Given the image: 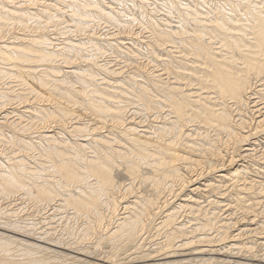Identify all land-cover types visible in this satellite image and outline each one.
Instances as JSON below:
<instances>
[{
    "label": "bare ground",
    "instance_id": "obj_1",
    "mask_svg": "<svg viewBox=\"0 0 264 264\" xmlns=\"http://www.w3.org/2000/svg\"><path fill=\"white\" fill-rule=\"evenodd\" d=\"M103 24L113 31L97 34ZM2 31L12 39L0 41V200L42 215L0 208V264H248L229 257L264 254V218L241 228L219 215L264 213V179L257 192L244 179L264 161L251 142L264 132V0H0ZM106 52L130 71L101 62ZM55 212L84 221L75 240L55 236ZM150 229L161 238L146 248ZM251 233L255 247L240 241ZM102 245L112 248L98 254Z\"/></svg>",
    "mask_w": 264,
    "mask_h": 264
},
{
    "label": "rangeland",
    "instance_id": "obj_2",
    "mask_svg": "<svg viewBox=\"0 0 264 264\" xmlns=\"http://www.w3.org/2000/svg\"><path fill=\"white\" fill-rule=\"evenodd\" d=\"M150 2H151V0H149ZM152 7H153V5H152ZM150 8H151V5H150ZM152 9V8H151ZM155 10V9H154ZM157 10V11H156ZM156 13L154 12V14H156V17H159V15L161 16V12H159L158 11V9L156 8ZM135 12H137V13H135ZM130 14H131V16H137L138 14H139V12L136 10V9H131L130 10V12H129ZM134 13V14H133ZM131 28L133 29L132 31L136 34V35H138V37H140V38H144L143 36H145L146 34L143 32V30L141 29V27L138 25V24H132L131 23ZM108 27V28H107ZM105 26L104 24H103V26H101L100 28H101V30H100V28L98 29V31H97V34L100 32V33H104V31H105V33H109V32H111V31H113V30H111L112 28L111 27H109V26ZM137 28V29H136ZM138 28H139V30L141 31V32H139V30H138ZM106 29V30H105ZM103 30V31H102ZM109 30V31H108ZM11 32V34H13V33H15V32H17L18 30H16L15 28L14 29H12V30H10ZM12 31H14V32H12ZM138 31V32H137ZM137 32V33H136ZM99 33V34H100ZM0 41H2V42H9V40H11L12 38H8V37H10V36H8V35H11V34H8V32H0ZM7 37H6V36ZM6 37V38H5ZM4 38V39H3ZM8 38V39H7ZM120 38H122V37H120ZM2 39V40H1ZM6 39V41H4ZM123 40V39H122ZM124 42H126L127 40H123ZM107 53V55L105 54L103 57H100V58H102V59H100L101 60V62H107V61H109L111 64H115L117 67L119 66V67H122V70H123V72L125 71V72H129L130 71V68H131V65L129 66H127L126 64H127V62H125L124 60V58L122 59L121 57H114V56H116V55H113L114 53H109V52H106ZM142 57V56H141ZM139 58V62H141L142 64H145L146 66H147V68H149V69H153V67L154 68H157V66H156V64L154 65V63L152 62V63H147V62H149V59H147L146 58V55H143V57L142 58ZM145 58V59H144ZM117 59V60H116ZM144 60V61H143ZM122 61H124V62H122ZM120 62H121V64H120ZM130 61H128V63H129ZM119 63V64H118ZM134 63V62H133ZM152 65V66H151ZM116 66H114V67H116ZM124 66V67H123ZM125 66H126V68H125ZM156 66V67H155ZM130 67V68H129ZM29 97H31V95H29ZM32 99L30 98L28 101H26V102H24V103H13L12 105H13V107H15V106H18V107H20V106H22V105H27L28 103H30L29 101H31ZM28 102V103H27ZM11 105V106H12ZM132 107V106H131ZM130 114H131V112H130ZM11 115V114H10ZM13 115V114H12ZM128 115H129V113H128ZM134 116H138L137 118H136V120L138 121V120H141L142 122H144V120L146 121V117H144V116H146V114L145 115H141L140 116V114H138V115H134ZM144 118H143V117ZM141 117V118H140ZM25 118V119H24ZM139 118V119H138ZM27 117H23L22 118V122H24V124H28L29 123V121H30V119H27V120H29L28 122H26L27 120ZM84 119H86V117H84ZM144 119V120H143ZM24 120V121H23ZM33 120V119H32ZM38 122V121H37ZM23 124V123H22ZM144 124V123H143ZM32 128V127H31ZM261 133L262 134H260V132H258L257 134L258 135H254V137L251 139V142L253 143V142H255V144H253V148H254V150H255V154H256V156L258 155V153L261 155L262 153V151L264 152V132H262L261 131ZM258 138V139H257ZM254 139V140H253ZM253 140V141H252ZM263 142V143H262ZM0 143H2V142H0ZM258 143V144H257ZM256 145V146H255ZM3 144H1L0 145V152H3V153H7L8 151H9V149H8V151H7V147L6 146H4ZM260 146V147H259ZM263 147V148H262ZM256 148V149H255ZM2 149V150H1ZM3 149H5V150H3ZM15 149H17V148H15ZM15 149H13V151H17V150H15ZM12 151V150H11ZM9 153V152H8ZM227 155V153L225 152V150H223L222 151V155H224V157L226 158V155ZM264 154V153H263ZM260 155H258L259 157H260ZM257 156V157H258ZM207 160V161H206ZM205 161H206V164L208 165V166H212L213 164H214V160L213 159H211V157H209V158H207ZM213 161V162H212ZM262 163L261 164H259L258 166H250V168H247V173H245V181H247L248 183L249 182H251L252 183V186H251V191L250 192H257L258 190H261V187H262V182H263V179H264V161H262V160H260ZM238 163V162H237ZM240 163H242V165H247L245 162H241V161H239V164ZM212 164V165H211ZM248 164H250V163H248ZM234 167H235V169H234ZM258 167V169H256ZM229 168H232V169H229ZM236 168H237V166H229V167H227V169H228V173L229 174H234V172H236L235 170H236ZM240 168H241V166H240ZM234 169V170H233ZM183 170V171H182ZM182 170H181V172L184 174V176H189V175H191V173H190V169H184V167L182 168ZM187 172H185V171ZM188 170V171H187ZM233 170V171H232ZM185 172V173H184ZM237 172H242L241 170L240 171H237ZM237 172L235 173V175L236 176H238L237 175ZM251 172V173H250ZM263 172V173H262ZM188 173H190L189 175H188ZM242 173H244V172H242ZM121 175V174H120ZM247 175V176H246ZM213 177V174H208V176L206 177V178H203V180L201 179L200 181H199V183H203L204 182V179H212V177ZM210 177V178H209ZM231 178V177H230ZM234 180H238L237 181V183H235L236 184V186L237 187H235V186H232L233 184V181H226L224 184L226 185L225 187H226V191H227V193L229 194V193H231V192H233L234 191V189L235 188H238L244 181H243V179H239V178H237V179H234ZM250 180V181H249ZM228 183V184H227ZM230 184V185H229ZM232 184V185H231ZM229 185V186H228ZM248 186V185H247ZM232 187L234 188V189H232ZM231 191V192H230ZM264 192V191H263ZM226 193V194H227ZM264 194V193H263ZM218 195V194H217ZM217 195H213V196H210V199H213V198H215ZM250 195H252V194H249V196ZM264 196V195H263ZM13 198V200L11 199V201L10 202H6V201H8V200H0V208L3 206V207H6V203L8 204V203H10V205H8L6 208L8 209V210H10V211H15L16 212V208L17 207H19V205H20V207H19V209L17 210V212L18 213H16V214H19L18 216H20L21 218H25V216L26 217H28L29 219L30 218H33V219H37V220H39V217H40V215H42V213H35V211H33L34 210V207L32 206V204H31V202H28V201H24V200H20V199H17V197H12ZM244 198H246V199H244V201H243V203H247V202H250L251 201V198L249 197V198H247V196L246 197H244ZM215 199H217V200H219V201H221L220 203L221 204H223V203H226L227 204V202L228 201H224L223 200V198H220V197H217V198H215ZM17 200H18V202H17ZM223 200V201H222ZM226 200H227V197H226ZM13 201V202H12ZM15 201H16V203H15ZM21 201V202H20ZM23 201V202H22ZM11 202H12V204L13 205H11ZM18 203V204H17ZM21 203V204H20ZM29 205H28V204ZM16 204V205H15ZM15 205V206H14ZM246 205V204H245ZM9 207V208H8ZM22 207H24V208H22ZM33 207V208H32ZM13 209V210H12ZM256 209V210H255ZM29 210V211H28ZM32 210V211H31ZM262 208H260V209H258V206L257 207H255V208H252V210L250 209V210H247L246 212L242 209H239V210H237V209H226V207H225V209L224 210H221L220 212H219V215L220 216H223L224 214V216L222 217V218H226L228 215H231V213H233L231 216H233L232 218L234 219V220H241L239 223H238V225L241 227V228H243L244 226H242L241 225V223H242V221H243V219L244 218H254L255 219V223L256 222H260L264 217V213L262 214ZM226 211V212H225ZM229 211V212H228ZM248 211H251V212H248ZM253 211H255V212H253ZM259 211H260V213H261V215H260V213H259ZM225 212V213H224ZM237 212V213H236ZM257 212L259 213V214H257ZM264 212V211H263ZM33 213H35L34 215H32ZM226 213H227V215H226ZM253 215H252V214ZM13 214H14V216H13ZM15 213H12L11 215L13 216H11L10 215V217L11 218H9V220H12V218H14V220H12V221H15L16 220V218H17V220H21V218L19 217L18 218V216L16 215ZM37 214V215H36ZM222 214V215H221ZM30 217H29V216ZM251 215V216H250ZM257 215V216H256ZM24 216V217H23ZM61 216H62V214L61 213H59V212H55V214H54V218H56V219H58V220H54V222L52 221V223L53 224H55V225H53V226H57V227H55V236H57L58 237V235H63V236H65V237H63V238H65L66 240H67V238H68V240L67 241H73V240H75L76 238H75V236L77 235V234H79V231L80 230H82V227H80V226H83V225H81V222H84L83 220H81V219H78V220H75L74 218H71V220H70V218H68V217H62L61 218ZM235 216V217H234ZM248 216V217H247ZM256 216V217H255ZM259 216V217H258ZM262 216V218H260ZM69 220H68V219ZM221 218V217H220ZM228 218V217H227ZM259 218V219H258ZM67 219V220H66ZM180 220H183V222L184 221H187L188 219L191 221V216H189V218H186L185 219V217L184 216H181L180 218H179ZM178 219V220H179ZM257 219V220H256ZM66 220V221H65ZM79 220H81V221H79ZM57 221H58V223H60V224H58L57 223ZM63 221V222H62ZM71 221V222H70ZM112 221V220H111ZM233 221V220H232ZM76 224H75V223ZM191 222H193V221H191ZM56 223H57V225H56ZM68 223V224H67ZM67 225V229H69L68 231H70V233H66V231L65 230H62L63 229V226L64 225ZM83 224V223H82ZM190 223H187V225H189ZM244 224V223H243ZM63 225V226H62ZM80 225V226H79ZM254 226H256V225H254ZM61 227V228H60ZM65 227V226H64ZM69 227H71V228H69ZM72 227H75V229L73 228L72 229ZM76 227H78V229H77V232H76ZM251 227H253V225H251ZM233 228H236V227H233ZM66 229V230H67ZM79 230V231H78ZM152 230H153V232H152ZM214 229H212L211 231H213ZM233 230V229H232ZM63 231V232H62ZM72 231V232H71ZM210 231V232H211ZM149 233H151V234H148V238L149 239H146L145 240V242H144V245H145V247L147 248V247H151V242L153 243L154 242V239H155V241L156 240H158L159 238H161L159 235H154V234H157L156 232H155V230L154 229H150L149 231H148ZM213 232H215V231H213ZM250 233V232H249ZM211 234V233H210ZM214 234V233H213ZM146 235H147V233H146ZM151 235V236H150ZM244 235H246V236H244ZM68 236V237H67ZM80 236V235H79ZM78 236V237H79ZM153 236V237H152ZM159 236V237H158ZM242 236H244V237H242ZM241 237L242 238H240V241H243L244 239V241H245V243L249 246V245H254V247L256 246L255 244H253V240L254 239H256V237H255V235L253 234L252 235V233L251 234H243ZM251 236V237H250ZM71 237V238H70ZM77 237V238H78ZM91 237V238H90ZM89 237V239L88 240H84V242L85 243H88V244H90V246H92V243H94V235L93 236H90ZM157 237V238H156ZM73 238V239H72ZM153 238V239H152ZM244 238V239H243ZM70 239V240H69ZM91 239V240H90ZM94 239V240H93ZM252 239V240H251ZM150 240V241H149ZM153 240V241H152ZM90 241V242H89ZM243 241V242H244ZM252 241V242H251ZM255 241V240H254ZM257 241H259V239H257ZM148 242V243H147ZM147 245H146V244ZM150 243V244H149ZM221 243V242H220ZM249 243V244H248ZM87 244V245H88ZM216 244H218V247H217V245ZM225 244H227L226 242L225 243H221V244H219V243H213V244H211L210 246H199V247H204L205 249H210V248H212V249H219V248H221V247H224V245ZM95 245V244H94ZM222 245V246H221ZM221 246V247H220ZM105 245H102V246H100V247H97L96 248V250H97V252H98V254H103L104 252H109L111 249H109V247L110 248H112L111 246H106L105 248ZM100 248V249H99ZM102 249H103V251H102ZM256 249V250H255ZM259 249V250H258ZM105 250V251H104ZM109 250V251H108ZM132 251H133V249H131ZM253 250H254V254H255V256L254 257H250L249 256V253H240V254H237V257L236 258H231V257H229L230 259H235V260H239V261H241V262H247L248 264H260V262H257V261H254V260H260V259H263V257H264V254L262 253L263 251L262 250H260V248L259 247H255V248H253ZM221 251V250H220ZM260 253H259V252ZM103 252V253H102ZM131 252V251H130ZM186 252H188L186 249H185V251H184V253H186ZM213 253H215V255L213 254ZM210 252V254H203V256L204 257H217V258H219L220 256V258H225V256L223 255H220V254H217V252ZM259 254V255H257V254ZM212 254V255H211ZM226 254V253H225ZM228 255V254H227ZM243 255V256H242ZM263 255V256H262ZM202 256V257H203ZM94 257V256H93ZM93 257L92 258H87V259H89V260H91V261H94V259H93ZM200 257V256H199ZM189 258V257H188ZM227 258V257H226ZM229 258H227V259H229ZM241 258V259H240ZM243 258V259H242ZM248 259H250V260H248ZM96 263H102V262H100V261H95ZM193 264V263H192ZM195 264V263H194ZM196 264H198L197 262H196Z\"/></svg>",
    "mask_w": 264,
    "mask_h": 264
}]
</instances>
